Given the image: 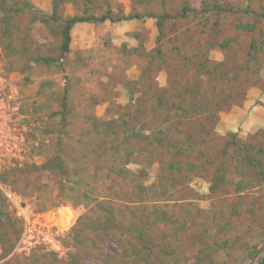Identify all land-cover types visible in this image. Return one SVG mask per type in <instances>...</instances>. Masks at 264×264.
I'll use <instances>...</instances> for the list:
<instances>
[{"label":"rangeland","instance_id":"1","mask_svg":"<svg viewBox=\"0 0 264 264\" xmlns=\"http://www.w3.org/2000/svg\"><path fill=\"white\" fill-rule=\"evenodd\" d=\"M0 59V264H264V0H0Z\"/></svg>","mask_w":264,"mask_h":264},{"label":"built area","instance_id":"2","mask_svg":"<svg viewBox=\"0 0 264 264\" xmlns=\"http://www.w3.org/2000/svg\"><path fill=\"white\" fill-rule=\"evenodd\" d=\"M1 87L0 83V166L4 161V157L9 153L14 139L10 127L9 113L11 110L10 102L12 100L4 94ZM3 194L8 202L15 207L17 217L21 219L26 226H30L27 211L18 200L17 195L10 190L3 191ZM34 250H41L58 256L62 255V249L58 244L55 234L49 230L40 231L37 235L29 233V235L23 237L17 246V252L19 254H30Z\"/></svg>","mask_w":264,"mask_h":264},{"label":"trees","instance_id":"3","mask_svg":"<svg viewBox=\"0 0 264 264\" xmlns=\"http://www.w3.org/2000/svg\"><path fill=\"white\" fill-rule=\"evenodd\" d=\"M25 8H28V7H25ZM124 21H125V19H124ZM86 22H94V23H98V24H103L105 22H112L113 23L114 21L112 20V18H111L109 13H107L106 15H104V16H102L100 18L72 17L71 19L66 20L65 21V30L63 32V38H64L63 50L67 49V45H68V42H69L68 33L70 32V29L76 24H81V23H86ZM116 22H120V21H116Z\"/></svg>","mask_w":264,"mask_h":264}]
</instances>
